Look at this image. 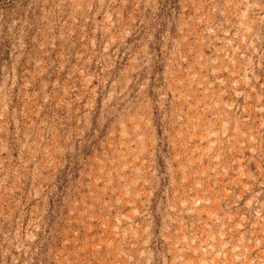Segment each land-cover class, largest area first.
Listing matches in <instances>:
<instances>
[{"label": "rangeland", "instance_id": "1", "mask_svg": "<svg viewBox=\"0 0 264 264\" xmlns=\"http://www.w3.org/2000/svg\"><path fill=\"white\" fill-rule=\"evenodd\" d=\"M0 264H264V0H0Z\"/></svg>", "mask_w": 264, "mask_h": 264}]
</instances>
